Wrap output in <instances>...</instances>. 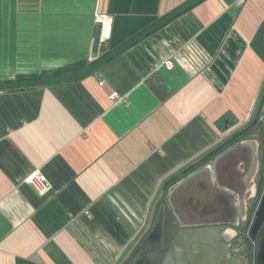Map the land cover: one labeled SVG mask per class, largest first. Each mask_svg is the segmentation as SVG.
I'll return each instance as SVG.
<instances>
[{"label":"crops","instance_id":"0c3cea01","mask_svg":"<svg viewBox=\"0 0 264 264\" xmlns=\"http://www.w3.org/2000/svg\"><path fill=\"white\" fill-rule=\"evenodd\" d=\"M188 1L0 0V82L76 74ZM263 81L264 0H203L82 80L1 90L0 264H113L162 180L216 149L239 207L259 143L222 139Z\"/></svg>","mask_w":264,"mask_h":264},{"label":"water","instance_id":"95a60500","mask_svg":"<svg viewBox=\"0 0 264 264\" xmlns=\"http://www.w3.org/2000/svg\"><path fill=\"white\" fill-rule=\"evenodd\" d=\"M202 1H188L152 24L151 27L149 26L126 42L124 41L118 47L97 57L86 68L76 74L63 76L43 75L34 79L2 81L0 82V91L18 89V87L25 88L82 80ZM263 92L264 81L248 121L231 131L222 141L228 140L236 132L243 131L253 122ZM263 110L264 106L261 116L263 115ZM260 127H264L263 119L259 120L241 137ZM215 146L205 150L196 160L206 155ZM222 152L219 151L211 155L198 167L196 166L191 171L182 174L169 184L165 185L167 181L181 173L191 162L183 165L162 180L154 197L149 202V209L142 228L121 251L120 256L113 264H217L219 259L227 254L225 253L227 245L222 242V235L214 227L212 228L211 225L232 222L231 219L226 217L238 218L240 210L238 205L228 199L230 196L224 190L218 175V168L223 163ZM189 190H192V196H187ZM207 191L212 193V195L207 196ZM161 193V199L155 207V203ZM255 212L254 232L264 223V191L259 207ZM151 216H153L151 227L147 229V233L140 239L141 234L149 225ZM259 239L256 264H264V226ZM138 240L139 243L131 250L134 243ZM123 259L125 260L121 263Z\"/></svg>","mask_w":264,"mask_h":264},{"label":"flooded vegetation","instance_id":"af4514ba","mask_svg":"<svg viewBox=\"0 0 264 264\" xmlns=\"http://www.w3.org/2000/svg\"><path fill=\"white\" fill-rule=\"evenodd\" d=\"M264 121V118L260 117L259 120ZM259 120L255 119L253 122L243 131L236 132L235 135L230 137L228 145L237 144V142L243 139H255L259 143L258 154V172L255 179L252 182L248 192L241 194L239 198V216L233 218L227 216L232 222H223L212 224L211 227L218 231L222 235V242L227 245L225 256L219 259L217 264H256V254L259 250L260 234L264 223L257 230L253 231L256 212L261 202L264 191V127L251 130L245 136L241 137L246 131L250 130ZM241 137V138H239ZM239 139V140H237ZM237 140V141H236ZM236 141V142H235ZM223 151V149H216L209 153L202 161L201 164L211 155Z\"/></svg>","mask_w":264,"mask_h":264},{"label":"built area","instance_id":"2783aa9c","mask_svg":"<svg viewBox=\"0 0 264 264\" xmlns=\"http://www.w3.org/2000/svg\"><path fill=\"white\" fill-rule=\"evenodd\" d=\"M95 23L99 25L100 33H99V45L104 43L106 38L108 37V30L110 29V25L112 23V17L110 15L106 14H96L95 15ZM99 54H95L92 57H90V62L94 61ZM167 67L172 66L171 61H167L166 63ZM264 118V110L263 115L261 116ZM34 182V184L38 187L40 190H44L47 186L46 179L43 175H41L38 172H34L30 178Z\"/></svg>","mask_w":264,"mask_h":264},{"label":"rangeland","instance_id":"374dc122","mask_svg":"<svg viewBox=\"0 0 264 264\" xmlns=\"http://www.w3.org/2000/svg\"><path fill=\"white\" fill-rule=\"evenodd\" d=\"M263 106H264V101H263V98H262L261 102L259 103V105L257 107V111L255 113V119L259 120V118L261 117Z\"/></svg>","mask_w":264,"mask_h":264}]
</instances>
